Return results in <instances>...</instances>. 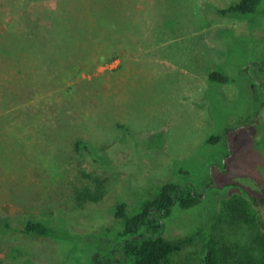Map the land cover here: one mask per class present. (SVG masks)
<instances>
[{"label": "rangeland", "instance_id": "1", "mask_svg": "<svg viewBox=\"0 0 264 264\" xmlns=\"http://www.w3.org/2000/svg\"><path fill=\"white\" fill-rule=\"evenodd\" d=\"M237 1L0 0V216L70 207L93 177L102 193L84 209L126 195L135 209L162 181L191 182L204 199L166 219L183 240L169 264H201L200 228L233 264H264V8L252 23L217 11ZM217 69L233 80L211 81ZM79 138L112 168L95 169ZM0 232V264H89L97 250Z\"/></svg>", "mask_w": 264, "mask_h": 264}, {"label": "trees", "instance_id": "2", "mask_svg": "<svg viewBox=\"0 0 264 264\" xmlns=\"http://www.w3.org/2000/svg\"><path fill=\"white\" fill-rule=\"evenodd\" d=\"M263 8L264 0H238L226 7L218 8L217 11L224 15L247 17L252 23ZM208 77L218 83H228L233 80L218 69L211 71ZM219 138V134H212L209 141L215 143ZM74 148L80 151L81 156L86 158L95 169L112 168L110 162L113 156L107 154L105 148L96 150L88 141L81 138L75 141ZM99 151L103 153L100 157L97 155ZM93 180L95 190L90 184L92 180L84 181L79 186L74 184L75 197L70 207L57 206L44 216L32 215L27 211L0 216V231L18 230L30 238L53 235L83 239L89 244L96 245L97 248L89 264H169L170 256L182 248L183 240L168 238L166 219L172 213L174 206L186 209L193 207L204 199V193L199 192L191 182L165 180L160 183L157 190L156 188L152 190L151 197L145 198L135 209H131L129 203L132 195H126L124 200L117 199L109 208L84 209L86 201L97 200L99 197L97 194L102 193L100 190L102 181L94 177ZM241 201L229 200L227 209L238 211L235 216L244 218L246 211ZM260 201L264 202V197H261ZM240 204L244 208L240 209ZM110 220L117 221V225H109ZM200 230L203 231L201 264H220L224 261L233 264L235 254L221 255L211 233L204 228ZM248 259L243 261L239 256L234 264H254L251 256Z\"/></svg>", "mask_w": 264, "mask_h": 264}]
</instances>
